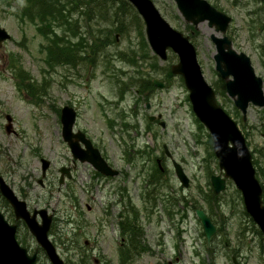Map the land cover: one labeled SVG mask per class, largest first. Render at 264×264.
<instances>
[{
  "label": "rangeland",
  "instance_id": "1",
  "mask_svg": "<svg viewBox=\"0 0 264 264\" xmlns=\"http://www.w3.org/2000/svg\"><path fill=\"white\" fill-rule=\"evenodd\" d=\"M96 1L91 6L94 11L88 16L82 14L86 4H78L70 15L71 19H76L71 21L75 26L73 24L64 32L60 30L63 26H55L54 21L44 27L36 23L46 30L47 38L35 24L19 16L24 0L0 2V25L9 33L0 44V175L27 206L42 205L48 191L46 182L41 188L36 180L40 177L39 157L50 161V171H55L59 164L70 163L68 147L60 136L59 121L61 105L70 102L78 112L76 126L90 136H97L99 140L95 142L109 162L125 169L114 182L121 184L119 178L127 175L126 187L138 210L135 219L140 224V240L145 247L139 248L130 264H232L231 255L239 264H264V239L245 214L239 191L229 179L221 191L214 193L211 189L209 174L218 172L216 159L206 129L190 109L180 76L167 71L169 63L176 58L174 53L168 49L166 58L161 60L152 52L144 36L141 18L132 5L133 8L127 4L121 10L117 2ZM152 1L171 26L188 35L202 75L215 89L219 104L241 130L257 178L264 184V104L248 103L242 119L213 67L211 55L214 48L209 38L212 26H207L204 20L197 22L196 26L186 22L173 0ZM207 1L230 16L225 33L234 49L249 56L254 72L261 77L264 94V25L257 18H262L263 2ZM116 8L118 10L114 11ZM105 33L108 37L103 40ZM64 37L70 43L77 44L81 39V43L88 45L76 46L81 58L73 64L63 59L57 63L48 62V46L52 40ZM101 41L106 43L92 47ZM141 76L161 78L164 82L170 80L168 85L146 91L150 103L148 109L143 107V100L136 97L135 88H139L137 82ZM122 84L128 89L120 99L117 93ZM134 99L138 113L134 128L129 132L133 157L127 165L121 159L118 123L110 129L106 120L120 107H131ZM157 112L164 121L163 127L156 121L149 123L145 117L147 113ZM5 113L10 115L8 130L4 129ZM114 117L117 121L118 118ZM148 124L152 138L149 133H144L143 127ZM162 143L183 168L188 177L187 186H182L175 177L170 160L162 153ZM143 145L151 147V158L154 155L165 158L164 176L161 185L155 188L157 198L151 212L144 208L142 201L146 190L143 181L151 162L144 155L142 158L136 156L135 152V148ZM90 168L87 163H76L74 180L68 182L69 190L80 197L84 194V186L92 183L91 192L97 199L98 181L95 183L86 175ZM56 185L55 181L51 184L48 205L61 211L65 199L66 209L69 207V198L65 197L63 189L57 190ZM169 198L171 200L167 202ZM6 206L0 201L1 211L12 221L11 208L7 203ZM195 206H200L215 225L208 241L194 213ZM166 208L170 209L169 214ZM16 237L32 252L36 243L22 222L17 224ZM76 241L81 242L79 237ZM79 258L78 251L72 254L66 250L67 264H74ZM115 259V253L109 255V264H117ZM41 260L45 264L43 255Z\"/></svg>",
  "mask_w": 264,
  "mask_h": 264
},
{
  "label": "water",
  "instance_id": "2",
  "mask_svg": "<svg viewBox=\"0 0 264 264\" xmlns=\"http://www.w3.org/2000/svg\"><path fill=\"white\" fill-rule=\"evenodd\" d=\"M136 10L143 23L146 42L152 52L161 60L166 58L167 50L175 55V60L168 65L172 74L180 76L187 92L190 109L195 118L206 129L212 153L216 159L218 172L209 174V183L214 193L221 191L226 179H229L239 191L242 206L264 239V204L261 198V186L255 176L251 154L244 136L232 117L222 108L212 86L202 75L196 58L195 48L187 34L174 28L159 12L152 0H127ZM175 8L186 22L196 26L205 21L212 26L209 38L213 43V67L223 81L224 92L232 100L244 119L248 103L261 106L264 104L261 77L254 72L249 56L232 47L231 39L225 30L230 16L214 7L207 0H173ZM9 37L7 30L0 25V44ZM155 86H161L162 80L153 77ZM169 83V82H168ZM74 109L67 104L59 109L60 136L66 142L72 157L87 161L94 169L102 173H115L101 157L96 147L84 137L80 130L72 131ZM5 130L10 125V115L4 114ZM160 117V113L147 114L148 119ZM164 126L162 119L158 120ZM149 135V134H148ZM80 143L82 145H80ZM164 153L169 157L173 173L182 186L188 185V177L180 163L176 161L165 143ZM42 172L47 159L40 158ZM63 171V168H60ZM0 195L9 204L14 218H20L36 243L42 247L51 264H64L47 237L50 213L39 207L28 210L24 199L18 197L0 175ZM194 213L199 219L206 241L215 231V225L206 212L195 207ZM39 215V220L35 215ZM15 225L6 220L0 211V264H35V252H28L14 236ZM232 262L237 264L232 258Z\"/></svg>",
  "mask_w": 264,
  "mask_h": 264
},
{
  "label": "flooded vegetation",
  "instance_id": "3",
  "mask_svg": "<svg viewBox=\"0 0 264 264\" xmlns=\"http://www.w3.org/2000/svg\"><path fill=\"white\" fill-rule=\"evenodd\" d=\"M114 39H116V33L114 34ZM152 78L153 77L148 78V81L151 82L153 87L149 86V82L147 83L146 79L144 80L145 84H143L141 81H138L137 84L139 85V88H135V90H137L136 97H139V99L141 98V100H143L142 104L145 109H148L150 107V103L149 101H147L148 94L146 93V91H152L154 87L161 88L162 86L168 85L170 83V80H166V82H164V80L158 78L162 80V85L155 86L152 82ZM129 84L131 85V83ZM118 89L119 92L117 93V98L122 99L128 87L122 84ZM135 100L136 99L133 100L131 107H129L128 109L120 107L118 111L115 112L114 116L118 118L117 121L115 120L114 116H107L106 120L110 129H112V126L117 125L116 123H118L117 132L120 133L121 137L119 139L122 143L121 159L127 165L133 157V154H131L130 152L133 144L131 146L129 142L132 138L129 132L132 131V128H134L135 117L138 113L136 112L135 108L137 104V101ZM66 104L70 105L75 112L74 120L72 123V131L80 130L83 133L84 137H86L90 141V144L96 147L101 157L105 160L106 164L116 171L115 173H102L94 169L87 161H79L78 159L72 157L70 151V157L68 158L70 160V163L59 164L57 167H55V171H50V161L46 158L47 163L43 172L39 164L40 177L36 180L41 188L45 187L47 183L46 188L48 191V196L42 203V205H33L31 207L26 205V207L28 208V210L44 207L46 208L47 212L50 213V220L46 231L47 237L64 264H67V249H69L72 254L75 253V251L79 252L80 258L74 264H109V255L114 253L116 255L115 262L117 264H130L131 261H133V256L135 255V251L137 249L134 238L136 237V234L137 236L140 235L141 231L140 224L135 219L136 216L138 217L139 215L138 210L135 208L134 200L131 198L129 190L126 187V181L128 180L127 175L123 176L121 179L119 178V180H121V184L114 182L120 174H124L125 169L115 166L114 164L109 162L107 156L103 154L98 143L95 142L99 140L97 136H90L83 128L76 126V117L78 114L77 109L70 102ZM113 108L115 109V107ZM157 113L154 114L156 115ZM147 114L145 115V117L149 122L156 121L158 124V120L160 119V117H154L150 120L147 118ZM6 122L4 123V127ZM7 128L9 129V127ZM143 129H145V126L143 127ZM150 130L151 129H146L144 130V133H149L152 138ZM80 145L82 144L80 143ZM161 150L163 155L169 159V157L163 151L162 144ZM41 157L42 156L39 157V162H41ZM164 159L165 158L161 155L153 156V161L155 163L157 172L162 173L160 174V177L164 176ZM76 163H87L88 165H90V171L86 172V175L91 176V178L94 179L95 183L98 181L97 185L99 189L98 187L96 188L98 192L97 199L94 198V193L91 192L92 188H90V185H93L92 183L84 186V194L80 197L74 195L71 190H69L70 187L68 182L74 180L73 170L76 166ZM60 168H63L62 172L60 171ZM148 179L149 178L145 177L143 181V184L145 186L147 184L145 180ZM53 181L57 183L55 188L57 190L63 189L65 197L67 196L69 198V207L67 209L66 199L61 211L48 205V201L51 196H49V194L51 193V184H53ZM66 185H68V187ZM67 190H69V192ZM145 193L146 195H148V189L143 192V206L144 208L147 207L148 211L151 212V207L155 203L151 198H146ZM0 201L2 202V205L7 208V201L1 195ZM87 216H90L91 218H87ZM7 218L6 220L8 222L14 223L15 225L14 236L18 241L19 239L16 237L17 224L20 222L23 223V221L20 218H14V216L12 218V221H9V218ZM35 218L39 220V215L36 214ZM78 237L80 238V243L76 241ZM33 251L35 252V264H43L41 255H43L46 260L44 261L45 264H51L47 259L44 250L37 243L32 252ZM230 258L231 261L232 258L235 260L233 255H231ZM236 263L239 264L238 261H236ZM232 264L234 263L232 262Z\"/></svg>",
  "mask_w": 264,
  "mask_h": 264
},
{
  "label": "trees",
  "instance_id": "4",
  "mask_svg": "<svg viewBox=\"0 0 264 264\" xmlns=\"http://www.w3.org/2000/svg\"><path fill=\"white\" fill-rule=\"evenodd\" d=\"M95 1L96 0H24V6L20 9L19 16L21 18L24 17L29 22L35 24L36 27L45 36V38H47L46 30L45 29L43 30V28H41L36 23H41V25L44 27V26H46V24H49L52 21H54L56 23V24H54L55 26H58V25L63 26L60 30L64 32V31H66V29L73 27V24L75 22H71V21H76V19H71L70 15L75 12L78 4L79 5L81 3L86 4L85 5L86 7L82 10V14H87V16H88L90 12L92 13L94 11V9L91 10V6H94ZM111 1H113V3L117 2L118 4H120V5H118V8L121 10H122L123 6L127 7V4L131 8H133L131 6V4L129 2H127L126 0H111ZM258 1H262L264 4V0H258ZM0 2L6 3L5 0H0ZM96 3H99V2L96 1ZM119 6H121V7H119ZM261 9L264 10V6ZM99 10H100V8H99ZM117 10H118L117 8L114 9V11H117ZM117 13L118 12H113V14H117ZM257 18L261 19V21L264 24V11L262 13V18L259 16H257ZM74 26H75V24H74ZM107 37H108L107 33H105L104 40H106ZM58 40H60L59 44H58ZM58 40H52V43L47 48V52H46L47 58L46 59L48 62L54 61L57 63V62H60V59H63V60H66V62L73 64L74 62H76L77 58H79V57L81 58V56L77 53L76 46H78V48L79 47L83 48L84 46L85 47L88 46L86 43H84V44L81 43V39H79V42H77V44H76V42L70 43V40L66 39V37H64L63 39L58 38ZM96 40H99V38H97ZM94 42H95V40H94ZM101 43L105 44L106 42L101 41ZM100 45H103V44L97 45V43H95L92 45V47H94V46L100 47ZM168 70H169V68L167 69V71ZM139 79L143 84H145L144 80H146V79H147V83L149 82L148 77H145V76H141ZM149 86L153 87L151 82H149ZM214 92H216L215 89H214ZM146 129H151L150 124L145 125L144 130H146ZM151 151H152L151 147L147 148L146 145H143V147L135 148L136 156L142 158L144 155L145 159H147V161L149 160V162H151L150 168L148 167L149 168L148 172H146V177L149 179L145 180V182L147 183L146 184V190L148 189V195H146V193H145V195H146L145 197L151 198L152 200H154L155 198H157L156 194H155L156 193L155 188H157L158 185H161L160 180L163 177H160V174H162V173L157 172L153 158H151L149 156ZM252 163H253V161H252ZM256 174L257 173H255V175ZM159 177H160V179H159ZM259 183L261 186V198H262V202L264 204V184L261 183L260 181H259ZM170 200H171L170 198L167 199V202H170ZM195 207H200V206H195ZM166 213L167 214L170 213L169 208H166ZM245 214L247 215L246 212H245ZM248 219L251 221V224H252V220L249 218V216H248ZM254 228H255V231L261 235L260 231L256 227H254ZM140 236L141 235L137 236V234H136V237L134 238L136 248H137L135 251V254L139 251V248L140 249L145 248L141 244V240H140L141 237Z\"/></svg>",
  "mask_w": 264,
  "mask_h": 264
}]
</instances>
